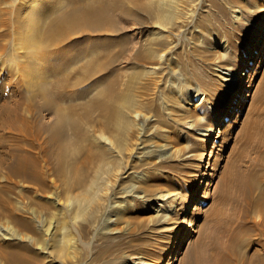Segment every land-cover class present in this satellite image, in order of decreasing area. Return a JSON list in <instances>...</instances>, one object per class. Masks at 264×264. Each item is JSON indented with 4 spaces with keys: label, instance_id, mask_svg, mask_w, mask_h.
Listing matches in <instances>:
<instances>
[{
    "label": "rangeland",
    "instance_id": "1",
    "mask_svg": "<svg viewBox=\"0 0 264 264\" xmlns=\"http://www.w3.org/2000/svg\"><path fill=\"white\" fill-rule=\"evenodd\" d=\"M219 1L227 11L220 10L212 0H181L178 20L183 28H175L179 31L163 50L168 51L169 63H163L166 67L154 63L162 71L150 73L159 79L144 94L146 101L156 95V107L137 115L139 125L136 123L135 135L129 140L133 150L124 152L123 167L100 188L96 198L100 209L92 219L76 218V205L68 203L66 194H36L31 183L0 175V194L32 226H20L0 207V232L6 229L13 234V238L0 235V264H166L175 235L185 234L189 227L194 230L175 264H191L200 242L202 264H264V1L261 7L257 0ZM232 8H245L244 16L232 17ZM43 22L49 23V18ZM259 24H263V29L257 37ZM128 25L137 26V22L132 20ZM172 31L167 33L173 35ZM85 35L72 36L70 54L88 51L92 46L99 51L106 45L117 50L124 37L120 33ZM128 39L130 47L133 37ZM260 41L261 63L247 79L246 74L240 73L244 48H252ZM4 45L0 41L1 52L5 51ZM129 62L125 58L116 62L119 73L125 74L128 69V75L135 76L139 71L138 76L142 77L145 66L139 68ZM52 66L50 81L64 73L65 59ZM17 70L8 54L0 53V74L15 75ZM233 75L239 80L235 88L233 81L224 80ZM244 79L247 87L238 99L237 114L215 135L206 156L204 133L220 117L226 97L232 98ZM12 80L9 76L2 83L0 104L15 96L13 86L12 90L9 86ZM167 82L171 83L166 85ZM88 85L89 92L95 89L96 85ZM201 87L208 93V101L188 113L189 96L196 91L202 96ZM173 96H177L176 100ZM228 107L227 104L225 112ZM196 113L203 120L196 128H187V120L201 117ZM141 127L144 129L140 134ZM0 138L3 152L10 142ZM199 188L196 200L191 202V213L185 215L189 197ZM81 191L76 189L73 194ZM161 193L167 196L161 201L163 206L155 208ZM65 223L69 225V238L64 237ZM61 245L64 248L59 251ZM15 246L18 247L12 251Z\"/></svg>",
    "mask_w": 264,
    "mask_h": 264
},
{
    "label": "bare ground",
    "instance_id": "2",
    "mask_svg": "<svg viewBox=\"0 0 264 264\" xmlns=\"http://www.w3.org/2000/svg\"><path fill=\"white\" fill-rule=\"evenodd\" d=\"M212 1L220 10L227 11L223 2ZM262 1L264 0H257L259 5H256L261 7ZM181 5V0H1L0 41L5 44V51L1 52L0 49V53L8 54L9 60L15 63L18 70L15 75L8 73L3 77L0 74V88L10 76L13 80L9 86L11 90L13 86L12 93L15 94L10 101H1L0 104V132L4 131L0 136L11 144L5 145L6 151L0 152V175L31 183V190L36 194L58 191L66 194L68 203L76 205V218L92 219L100 209L96 206L99 191L111 175L115 176L123 167L124 152L133 150L129 140L135 135L137 115H142L145 109L156 107V95L146 101L144 94L149 93L151 85L159 79L150 73L157 74L162 71L159 66L166 67L163 63L168 61V51L163 50L170 45V38L177 31L175 28L178 25L183 28L182 22L178 20ZM242 10L232 8L231 16L243 17L245 11L243 13ZM44 18H49V23L45 24ZM132 20L137 22V26L129 27L128 23ZM262 29L263 24H259L255 36H260ZM171 30L173 35L167 33ZM114 33L124 34L118 51L109 49L106 45L102 51L92 46L88 51L78 50L77 53L70 54L72 36L87 34L85 36L99 37ZM129 36L133 37L130 47ZM261 43L258 42L252 48H244L240 73L246 74L247 79L261 63ZM228 51L223 50L224 53ZM122 58L130 60L129 63L135 62L139 68L145 66L142 77L138 76L139 71L135 76L128 75L127 68L125 74H120V67L115 64ZM61 59H65L64 73L58 79L54 76V80L50 81L51 76L48 80V74L53 71L52 65ZM157 62L160 63L158 67L154 64ZM77 67L78 70H75ZM234 76H226L224 80L233 81L235 88L239 80ZM247 79L232 94V98L226 97L220 117L204 133L206 156L208 147L215 141V135L236 116L238 99L245 92ZM170 83L167 82L166 85ZM88 84L96 85L95 89L91 92L86 90ZM196 93L189 96L188 113L208 101V93L203 91L202 96L198 94L199 91ZM227 104L229 107L225 112ZM200 116L187 120L185 126L196 128L204 118ZM175 123L177 124L176 121ZM142 127L140 134L143 133ZM209 154L211 155V151ZM76 189H81V193L73 194ZM200 191L199 188L196 194L189 197L185 215L191 213V202L196 200ZM166 196L165 193L160 194V201L155 203V208L163 206L164 202L161 201ZM0 207L20 226L32 227L27 220L15 213L11 201L2 194ZM63 228L64 237L69 238L68 223ZM193 230L189 227L185 234L175 235L173 249L169 252L166 264H175ZM0 235L13 238V234L6 229ZM17 247H13L12 251ZM63 248L61 245L58 250L62 251ZM202 248L203 243L200 242L197 252L191 258V264H202Z\"/></svg>",
    "mask_w": 264,
    "mask_h": 264
}]
</instances>
